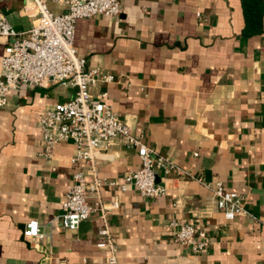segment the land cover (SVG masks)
Here are the masks:
<instances>
[{
  "label": "crops",
  "instance_id": "1",
  "mask_svg": "<svg viewBox=\"0 0 264 264\" xmlns=\"http://www.w3.org/2000/svg\"><path fill=\"white\" fill-rule=\"evenodd\" d=\"M47 7L67 9L60 0ZM0 11L16 33L38 19L29 0L2 1ZM244 29L241 0H122L115 17L76 22L74 47L86 68L115 78L92 92L105 91L120 119L187 173L157 169L166 186L157 198L132 185L101 186L104 203L118 202L105 215L117 264H264V0L261 32ZM3 56L0 43V73ZM74 94L49 80L19 84L0 109V264H109L96 246L100 210L74 230L60 219L72 175L87 165L71 161L69 142L40 155L39 116ZM95 164L99 177L121 183L140 158L115 141ZM204 182L238 193L245 213L227 222ZM31 219L45 232L38 242L23 237ZM172 221L203 229L208 247L178 245Z\"/></svg>",
  "mask_w": 264,
  "mask_h": 264
},
{
  "label": "built area",
  "instance_id": "2",
  "mask_svg": "<svg viewBox=\"0 0 264 264\" xmlns=\"http://www.w3.org/2000/svg\"><path fill=\"white\" fill-rule=\"evenodd\" d=\"M7 1V0H0ZM38 13L36 24L24 33H16L0 11V43L4 56L0 73V109L8 105V97L19 84L41 86L46 80L62 87L75 89L69 101L47 107L39 116L42 155L52 157L53 147L69 142L74 147L72 162H84L86 169L73 173L72 184L61 202L60 219L63 227L74 230L96 210L101 211L103 225L98 233L103 236L96 246L105 252L109 264H117V247L105 220L106 211L118 206L116 200L106 204L99 190L104 185H127L136 188L143 197L157 198L165 194L166 186L157 182L156 170L165 174L175 170L187 173L167 156L157 154L143 138L132 131L119 115L106 103L107 93L92 90L114 82L112 74L100 68H86L85 59L78 56L74 47L75 24L80 19L94 16L115 17L120 12L122 0H60L66 6L62 14L49 11L51 0H29ZM118 141L136 148L140 166L128 173L123 182L101 178L97 175L95 158ZM86 174L90 180L85 179ZM200 180V178H198ZM204 185L211 191L217 208L228 222L245 213L242 197L224 188L221 182ZM90 195L94 202L89 203ZM50 223V222H49ZM264 223V220H263ZM177 227L174 241L199 252L208 247L209 238L203 229L192 224L172 221ZM45 236L41 224L29 220L23 237L38 242Z\"/></svg>",
  "mask_w": 264,
  "mask_h": 264
},
{
  "label": "trees",
  "instance_id": "3",
  "mask_svg": "<svg viewBox=\"0 0 264 264\" xmlns=\"http://www.w3.org/2000/svg\"><path fill=\"white\" fill-rule=\"evenodd\" d=\"M245 19V35L261 32L263 0H241Z\"/></svg>",
  "mask_w": 264,
  "mask_h": 264
}]
</instances>
